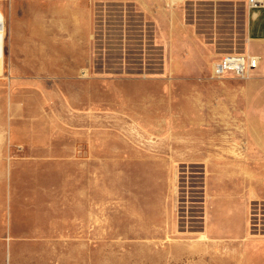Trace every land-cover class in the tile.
<instances>
[{"label":"rangeland","instance_id":"rangeland-1","mask_svg":"<svg viewBox=\"0 0 264 264\" xmlns=\"http://www.w3.org/2000/svg\"><path fill=\"white\" fill-rule=\"evenodd\" d=\"M144 16L131 6H95L87 16L96 34L91 44L119 48L110 60L118 77H133L139 57L133 48L142 43ZM65 19L44 5L42 74L59 78V85L26 87L18 101L31 113V123L34 113L56 115L59 237L53 264H258L239 246L211 240L202 227L218 200V222L233 220L227 169L232 159H241L245 135L230 133L228 126L241 113H228L222 96L212 110L210 96L201 101L200 87L181 79L170 101L156 96L138 102L133 94V113L121 99L119 113L100 117L97 85L84 66L89 55L76 52L77 45L90 43L75 37V52L67 53ZM13 72L19 76L18 69ZM27 73L35 76L34 70ZM69 73L75 85L67 87ZM68 88L74 90L70 103ZM18 104L0 102V110L6 109L0 113V151L6 158L17 157L9 130L16 117L8 109ZM213 165L219 167L218 180ZM213 176L220 189L211 195ZM250 200L248 221L257 223L264 218V201Z\"/></svg>","mask_w":264,"mask_h":264},{"label":"crops","instance_id":"crops-1","mask_svg":"<svg viewBox=\"0 0 264 264\" xmlns=\"http://www.w3.org/2000/svg\"><path fill=\"white\" fill-rule=\"evenodd\" d=\"M44 5L55 15L66 16L71 39L67 53L75 52V37L89 41L77 45L76 52L89 55L83 57L88 60L84 66L92 75V84L97 85L100 117L119 113L121 99L130 102L124 107L133 113V94L139 96L138 102L154 101L156 96L170 101L173 87L180 85L181 79L200 87L196 94L201 101L209 95L212 110L218 108L222 96L228 113H241L233 116L234 124L228 126L230 133L245 135L241 159H232L227 169L233 220L218 222V200L215 208L208 209L202 227L211 240L239 246L250 261L264 264V218L257 223L248 221L250 198L264 201V7H253L249 0H0L4 16L0 60L3 105L18 104L26 87L59 85V78L45 79L42 74ZM95 6H131L145 14L142 43L133 48L139 54L133 77H118L113 71L111 55L119 48L91 44L96 34L93 19L87 16H92ZM222 52L254 54L262 61L246 79L228 75L215 80L211 63L224 56ZM14 54L20 55L18 62L12 60ZM32 70L35 76L27 73ZM66 85H75L73 74L67 75ZM71 93L74 90L68 88V103ZM19 106L8 109L16 117L9 130L17 157L6 158L5 150L0 151V264H53V246H58L59 237L56 115L34 113L31 123V113ZM5 112L1 108L0 113ZM212 172L218 180L219 167L213 165ZM218 189L220 183L212 181L211 195Z\"/></svg>","mask_w":264,"mask_h":264},{"label":"built area","instance_id":"built-area-1","mask_svg":"<svg viewBox=\"0 0 264 264\" xmlns=\"http://www.w3.org/2000/svg\"><path fill=\"white\" fill-rule=\"evenodd\" d=\"M253 7H264V0H249ZM262 59L258 55L244 54L241 52L227 53L219 58L214 66L213 77L223 78L233 75L246 79L260 66Z\"/></svg>","mask_w":264,"mask_h":264},{"label":"bare ground","instance_id":"bare-ground-1","mask_svg":"<svg viewBox=\"0 0 264 264\" xmlns=\"http://www.w3.org/2000/svg\"><path fill=\"white\" fill-rule=\"evenodd\" d=\"M3 38H4V16L0 10V60L2 59V54H3ZM216 62H214L212 65V77H213V71H214V66H215ZM214 79H216V78H214ZM219 79H221V78H219Z\"/></svg>","mask_w":264,"mask_h":264}]
</instances>
